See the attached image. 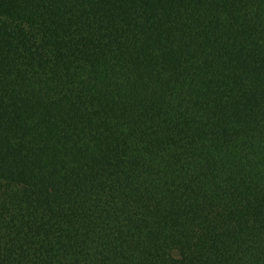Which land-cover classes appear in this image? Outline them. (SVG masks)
Returning a JSON list of instances; mask_svg holds the SVG:
<instances>
[{"label":"trees","instance_id":"obj_1","mask_svg":"<svg viewBox=\"0 0 264 264\" xmlns=\"http://www.w3.org/2000/svg\"><path fill=\"white\" fill-rule=\"evenodd\" d=\"M0 264H264V0H0Z\"/></svg>","mask_w":264,"mask_h":264}]
</instances>
